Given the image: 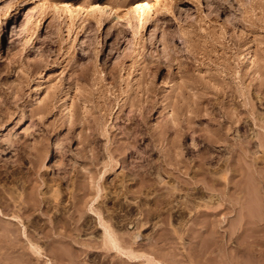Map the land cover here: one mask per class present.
<instances>
[{"label": "rangeland", "instance_id": "obj_1", "mask_svg": "<svg viewBox=\"0 0 264 264\" xmlns=\"http://www.w3.org/2000/svg\"><path fill=\"white\" fill-rule=\"evenodd\" d=\"M16 1L0 0V13L7 3ZM79 1L87 4L97 0ZM172 5L149 15L143 25L136 19L128 21L127 16L117 18L125 9L118 12L112 8L102 26L87 21L72 25L68 18L54 19L51 24L53 19L44 18L41 28L35 30L31 24L38 14L36 2L22 10H9L8 23L0 14L2 43L7 45L11 40L8 36L14 23L19 29L14 46L20 54L9 59L0 47V141L9 135L18 144V155L17 151L0 150V164H6L2 169L16 168L21 174L27 170L24 175L31 177L30 185L39 181V188L45 177L37 175L38 180L28 174L32 163L39 164L40 170L43 167L49 176L64 168L68 175L75 173L74 195L82 193L81 187L89 190L86 197L90 199L80 229L75 220L67 223L66 230L59 226L54 232L49 229L53 220L42 216L45 221L41 223L47 224L38 235L46 233L38 239L47 243L42 245L47 253L43 255L29 249L25 239L18 240L15 231L8 235L14 244H5L8 225L1 220L0 264H49L47 257L54 258L52 264H145L148 255L163 264H264V218L254 223L262 212L264 216V203L259 198L261 202H256L257 187L255 182L252 185L251 176L242 177L249 179L241 183L254 186V195L250 193L248 200L252 205L257 203L258 209L245 203L251 187L247 186L236 201L238 190L233 182L239 179V172L231 176L223 205L211 200L216 205L211 210L228 206L223 214L197 216L196 210L204 209V200L185 196L190 188L188 180H192L190 166L193 162L197 168L198 164V152L189 146L191 139L199 146L216 141L210 155L229 157L237 170L239 165L234 161L241 151L250 157L258 152L247 140L264 135V0H175ZM37 52L42 53V59L34 62L28 54ZM118 57L123 61L114 65ZM173 142L182 143L183 150L177 151ZM39 153L44 155L36 161ZM23 179L17 182L20 187ZM95 181L100 190L97 199H105L100 204L105 206L112 197V204L107 203L111 208L116 204L113 212L120 215L113 214L117 219L112 217L117 222L114 224L105 211L94 207L108 219L107 225L118 226L114 232L128 244L134 243L136 233L142 234L134 248L130 245L139 254H146L140 255V260L137 256L139 261L117 250L103 249V226L97 213L89 209L96 197ZM104 184L117 188L115 194H107ZM170 184H176L177 189ZM262 184L258 185L260 193L264 191ZM123 185L132 188L125 191L126 196L117 192ZM141 200L142 205L150 202L151 208L148 203L142 207ZM244 203L250 214L252 209L263 211L252 220L243 212L247 211ZM244 213L253 223L239 222V214ZM137 222L146 225L139 228ZM57 238L64 240L62 249L52 243L58 242Z\"/></svg>", "mask_w": 264, "mask_h": 264}, {"label": "bare ground", "instance_id": "obj_2", "mask_svg": "<svg viewBox=\"0 0 264 264\" xmlns=\"http://www.w3.org/2000/svg\"><path fill=\"white\" fill-rule=\"evenodd\" d=\"M32 2H34V3L36 2L37 3V12H38V14H37V17L34 18L33 23L31 22L32 23L31 25H33V28L35 30H39L41 28L42 20L44 18H47V20L48 19H50V20L53 19L52 21L48 20V21L51 22V24L54 23L53 22L54 19L55 20L56 19L59 20V19L63 18V20H64V18H68V20L70 21V23L72 25L78 23V25L80 26V24H82V23L87 21L89 23L93 22L95 24V26L96 25L102 26L104 21H106V19L110 17V10L112 8L114 9V11H118V12H120L119 10H121V9H125V11H124L125 13L122 12L123 14L118 13L116 15L117 18H120L122 16H124V17L127 16L128 21H131V19H133V20L136 19L138 22H140V25H143V24H146V22H147L146 18L149 15L154 14V13H158L160 10H162L164 8H166V10H168L169 8H172V6H173L172 3H174L175 0H101L100 2H98V0H97V1H91V2L88 1L89 3L87 2V4L81 3L82 1H79V0H18L14 4L7 3L6 7H3V8H5L4 12L2 11L3 13H0V14H1V16H3L4 21L6 23H8V19H9V16H10V13L8 12L9 10H11V9H13L15 11H17L18 9L22 10V9H24V6L30 5V3H32ZM63 20L61 19L60 21H63ZM10 25H11V22H9L8 30H9ZM16 27H17V25H14V23H13V25L10 28V35L9 36H8V30H7V36L11 39L8 42L7 45L2 43L3 34L1 33V27H0V47H1V50L3 51L2 52L3 55H4V52H5L6 57H8L9 59L13 58L16 55H20L18 52H16L15 46H14L15 39L17 38L16 34L19 33V29H17ZM164 40L165 39H163V42H165ZM41 54L42 53H39V52L33 53V54L30 53V54H28V57L30 59H32L34 62H37V61H40L42 59V55ZM115 60L116 61H115L114 65H117L119 61H123V59L121 57H118ZM81 67H85V65L83 64V65H81ZM81 75L83 76L84 74H81ZM133 122L134 121H131L130 123H133ZM249 126L252 127V123L249 124ZM247 129H248V127L245 126L244 127V131H247ZM6 136H7V139L5 137L6 140L4 139V141H0V150H3V152L5 150H8L9 152L11 150L12 151H17V149H18L17 142L15 140L11 139L9 137V135H6ZM136 138H138V137H136ZM247 141L252 146L256 147L258 152L250 157L249 155L246 154L245 151L244 152L241 151L240 152L241 154L239 156L237 155L238 157L234 161L235 164L238 163V165H239V168L237 170L236 166L234 167L233 165H230L231 162L229 160V157L227 159H222L221 157L215 158L214 156L210 155V150L215 146L214 143L216 141L213 140V141H210V142H207V143L203 144L202 146H199V145L196 144L195 141H193L191 139V142L189 143V146L191 148H196V152H198L197 153L198 159L196 161L198 162V164H197V168H195V163H193V162H192V164L190 166L192 180H188V185L190 186L189 189L191 190V192H188L189 189H187V191H185V193L187 195H185V196L186 197L190 196V198L192 197V198H197L199 200L200 199L204 200L203 203H201V205L204 207V209L200 208V209L196 210L197 216L198 215H202V214H204V215L205 214L206 215H209V214L215 215V214H218V213L224 211L225 209H227L228 206H222L223 205V202H222L223 193L230 188V185L232 183L231 176L236 175L237 172L240 173L239 174L240 177H239L238 180L233 182L234 184L237 185L236 189L238 190V193H237L238 195H236V198H237L236 201H239L240 197L244 195V194H242V192H245L246 188H248V187H251V189L254 188V186L252 187V185L255 182L254 185L256 184L257 191H255L253 189L251 190V189L248 188L250 192L248 194V189H247V192H246L247 194L245 193L247 195V198L245 197V199H247V201L251 200V198H249L248 196H250V193L252 194L251 191H253V192L255 191L254 193L258 197L256 195H254V194H252V195H254L256 197L255 198L256 202L260 199L262 202L260 200L258 202L264 203V191L260 193V187L258 186V185H260V182H262L264 184V172H263L264 171V135H259L258 134L255 139H250L249 138ZM173 144L176 147L177 151L181 152L183 150L182 147H181L182 143L173 142ZM17 155H18V151H17ZM39 155H40V153L37 155L38 156V158H37L38 160H36V161H41L42 160V155H44V154H42L41 156H39ZM194 155H196V154L194 153ZM18 160H19V157H18ZM18 162L20 163V160ZM5 165L6 164L4 163V166ZM36 165L32 163L31 164L32 167L30 168V166H29L30 169H28V174L36 175V179H38V180H39V178H37V175L39 177H41L40 179L45 177V178L42 179V185L44 187H41L42 185L39 186V188L37 187L38 186L37 184H39L38 183L39 181L37 182V184L33 183V184L30 185L29 181L31 180V177L29 175H27V176L24 175V173H27V170L24 173L22 172L23 174H21L19 172L20 170L18 171L16 168H10V170H7L8 168L7 169L6 168L2 169V167H4V166L0 164V221L2 220L4 222H6V224L8 225L4 229L5 230V234L7 236L10 235V234H13L14 231H15L17 236H18V240H19V237H20V240L25 239V241H27V243H28V245L30 247V248L28 247L29 249L34 251V253H38V255H43L46 252L43 253V251L45 249H43L42 245L43 244L46 245L47 243L43 242L41 240H40V242H43V243L42 244L39 243L38 239L42 238L43 234H42V236L40 235L41 237L38 236V235L40 234V232H42V230H44V227L47 224L46 223H43V224L41 223L42 221H45L42 216L43 215H48L51 218L50 220H53V224L49 227V229H53L54 232L58 231L57 228L59 226L62 227L64 230H66L67 223H71V221L73 222L75 220H77V223H78V226H76V228L80 229V226L81 225L83 226L84 225V221L86 220L85 219V220L80 221V219H81V217L84 214V207L87 205V202L90 199H87V197H86V194L89 192V190H85V188H81L80 187V189L82 190V193L81 194L79 193V196H77L78 194L76 195L78 197V199L74 195V192L76 191L75 188H74L75 185H76L75 184V179L73 180V177L75 176V173H74V176L73 175H68L67 171L63 168V169H61L59 171V174L54 175V176H49L48 171L46 172V170L43 169V167H41L43 170L42 169L40 170V166L38 167L39 164H36ZM228 165H230V166L228 167ZM224 167L225 168L227 167L226 169H228L230 171V174H229L228 177L225 176L226 173L224 172V169H225ZM261 170H263V171H261ZM104 174H105L104 172H103V175L101 174L102 177L100 176L99 180L101 178H103ZM247 175L249 177L251 176L250 179L251 178L253 179V180L251 179L253 181V182L251 181L252 182L251 186H249L251 184L250 182H248V184L246 186H243V184H242L243 182H245L243 180H248L249 179V178L248 179H245V178L242 179V177H244V176L247 177ZM126 176L127 175H125V177ZM25 177H27V178H25ZM122 177L125 178L124 175ZM23 178H25V179H23ZM21 179H23L22 180L23 182H21L22 183V187H20L17 184V182H19L18 180L21 181ZM239 182L240 183L242 182V183L240 184ZM169 183L170 182H168V184ZM176 183H177V181H176ZM65 184H66V186H64ZM82 184L86 185L85 182L82 183ZM113 184L111 183V185H113ZM263 184H262L261 188L264 187ZM95 185H96V181L94 183V186ZM172 185L170 184V186L173 188V190L177 189L176 184L174 185V187ZM180 185H178V186H180ZM81 186L83 187V185H81ZM90 186H91V184H90ZM96 186L99 187V182H98V185H96ZM96 186L93 189V190H95V189L97 190V192L95 194L96 197L94 196V198H92V200H91V204H89V209L91 211H94L95 213H97V215L99 217V223L103 226V232H102L103 235L101 234V237H102L101 243L102 244L100 242H96V244L97 245L101 244L102 247L103 246L107 247V249H110V250H114V251L117 250V251H119L118 254H125L126 256H128L130 258H136L137 259V256H139V260H140L142 255H146V254H144V252H143V254H142V252H141V254H139V252L134 251L131 248V246H130L132 243H129V244L126 243L122 236L119 237L117 235V233H115L116 232L115 229L118 228V226L116 228L114 227L115 229L112 228L113 225L111 226L109 224L111 227L108 226L107 225V222H108L107 220L108 219L104 220L101 217L102 216L101 215L102 211H100V210L97 211L98 209L97 210L94 209V207L99 206L98 208L99 209L101 208L103 211H105L106 214H107L106 216L108 218L112 219L114 221V224L117 223V222H115L114 219H116V218H114V217L115 216L117 217L118 214L113 212L114 210H116L114 208V205H116V204H113V208H111L112 205L111 206H109L110 204L108 205V203L110 202L109 201L110 197H108L109 198L107 200L108 203L106 202L105 206L100 204L101 201H103L105 199L100 200V201L97 199V198L100 197L99 194H97L100 190L98 191V188ZM103 186H107V187H105V188L108 189L107 190L108 192H106L107 194H110L111 192L114 193L115 190L117 189V188L116 189L112 188V186L108 187L107 184L106 185L104 184ZM182 186L183 185H181V189L184 190V188H182ZM126 187H127L126 185L124 187L121 186L120 187L121 189L117 190V192L119 193V191H121L126 196L125 191L128 190L127 192H129V190L132 189V188L126 189ZM171 187H169V188L172 189ZM178 191H181V190L178 189ZM90 192H92V190H90ZM94 192H93V194H94ZM171 192H172V190H171ZM175 192L177 193V191H175ZM262 193H263V195H262ZM107 194H106V196H107ZM259 194H261V195H259ZM121 195H123V194H121ZM252 195H251V197H252V200H253L254 198H253ZM101 196H104V195H101ZM117 196L118 195H116V198H117ZM103 198H106V197H103ZM165 198H166V196L164 197V199ZM169 198L170 197L168 196V198H166V199H169ZM173 198H175V197H173ZM205 198H207V199H205ZM248 198H249V200H248ZM212 199H214L213 202H218L217 204H221L222 203V205H220L221 207L219 209H215V210H211L210 209V208L214 209V207H216V205H212L211 204V200ZM96 200H98V201H96ZM110 200L112 202V197H111ZM219 200H221V201H219ZM94 201H96L97 203L94 204ZM162 201H164V200H162ZM162 201H160V202H162ZM191 201H189V202H191ZM200 201H198V202H200ZM247 201H245V203L248 206H250V207L252 206L253 208L254 207L257 208V206H255V205H257V203H255V205H252L250 201L248 203H247ZM140 202H141V205H142V200ZM103 203H104V201H103ZM145 203L149 204L150 202L146 201ZM246 204H245L246 207L243 206V208L245 207L244 209L248 208V206ZM74 205H75V209L71 213H69V210ZM141 205H139V206H141ZM143 205H142V207H144ZM166 205H168V204H166ZM258 205H259V203H258ZM261 205H259V206H261ZM120 206H122V205L120 204ZM196 206L199 208L200 203L196 204ZM212 206H214V207H212ZM146 207H148V206H146ZM240 207L242 208V205ZM116 208L118 209L119 207L116 206ZM148 208L149 209L151 208L150 204H149ZM157 208H158L157 210L159 211L160 208L158 206H157ZM179 208H181V207H179ZM263 208H261V209H263ZM180 210H178V211L180 212ZM263 210L260 211V209H259V210L256 211L257 213H255V211L252 209V211H254V212L251 211V213L253 215L248 212L249 209H247V211H243V212H248L249 215H251V218L252 217L255 218L254 214L256 215V214L259 213V211L262 212ZM154 211H156V210L154 209ZM181 211H183V210H181ZM115 212H117V211H115ZM120 212H119V214L122 213V212L121 213ZM179 212H177V213L179 214ZM125 213H123L124 214L123 217L127 218V215ZM152 213H154V212H152ZM156 213H157V211H156ZM113 214H115V216ZM222 214H223V212H222ZM262 214H263V212H262ZM174 215H175V213H174ZM242 215H243V213H242ZM242 215L240 216V214H239V218H238L240 220L239 222L243 223V221L244 222L247 221V223H248L250 221V220H248V218L249 219H251V218L248 216V214L244 213L245 218ZM261 215H260V218L257 217L258 220H256V222H254V223H257V221H260V219L262 220L264 218V216L263 215L261 216ZM119 216H118V218H119ZM179 216H180V214H179ZM181 216H183V215L181 214ZM246 217H247V219H246ZM175 218H176V216H175ZM175 218H173V219H175ZM182 218L180 220H182ZM253 218H252V220H253ZM177 219H179V217ZM180 220H178V221H180ZM116 221H117V219H116ZM118 221H120V220H118ZM251 222L253 223V221H250V223ZM111 224H112V221H111ZM136 224L138 226H140L139 228H142V226L145 227V225H146V224L142 225L141 223H139L140 224L139 225L138 222ZM20 226L22 228L21 231H20ZM138 226H136V227H138ZM176 229L177 228H175V229L173 228V230H176ZM9 232H10V234H9ZM139 232H140V230H139ZM16 234H14V235L16 236ZM140 234L136 233L133 236V242L134 243L132 244V246L135 243L138 244L137 239L139 238ZM15 236H14V238L17 237V236L15 237ZM44 236L46 237V233H45ZM44 236H43V238H44ZM118 239H121V240L124 241L125 247H128V248H126V250H124L125 248H123L124 246H122L124 244L121 243L122 244L121 245ZM56 240L58 242H56V243L52 242L53 244H56L55 247L57 246L58 248H60V247H62L64 245V242H63L64 240H60L58 238ZM4 242L8 246L13 243V241H12V239L10 237L7 238ZM50 243H48V244H50ZM67 243H70V242H67ZM75 243H78L81 246L83 244L86 245V243H84V242L75 241ZM139 243H141V242H139ZM142 243H143V241H142ZM127 244L129 246H127ZM70 245L74 246V244H71V243H70ZM142 245H144V243ZM134 246H133V248H134ZM139 246L137 248H135V249L137 250L138 248H140ZM99 247H101V246H99ZM104 247H103V249L105 250L106 248H104ZM78 248H80V247H78ZM60 249H62V248H60ZM60 249H59V251H60ZM110 250H106V251H110ZM120 252H122V253H120ZM61 253L63 254V252H61ZM115 253H116V251H115ZM57 255H59V252H58ZM140 255H141V257H140ZM55 256H56V254L54 255V257ZM45 257H46V255H45ZM67 257H64V258H67ZM145 257L147 258L148 264H163L160 260L154 258L151 255H148L149 259H148L147 256H145ZM56 258H57V256H56ZM53 259H54L53 257H47L48 261L47 260L46 261H47V263H49V264L51 263L52 264V260ZM71 259H72V256L69 259V261ZM75 261L76 260H74L73 262H75ZM130 261L132 262V259ZM133 262H135V261H133ZM147 262L145 264H147Z\"/></svg>", "mask_w": 264, "mask_h": 264}]
</instances>
